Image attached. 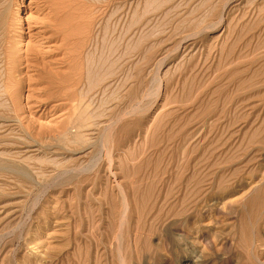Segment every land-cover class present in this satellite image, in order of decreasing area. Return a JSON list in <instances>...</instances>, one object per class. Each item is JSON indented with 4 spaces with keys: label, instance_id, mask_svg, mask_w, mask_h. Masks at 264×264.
<instances>
[{
    "label": "rangeland",
    "instance_id": "374dc122",
    "mask_svg": "<svg viewBox=\"0 0 264 264\" xmlns=\"http://www.w3.org/2000/svg\"><path fill=\"white\" fill-rule=\"evenodd\" d=\"M78 1L84 106L0 97V264H264V0Z\"/></svg>",
    "mask_w": 264,
    "mask_h": 264
},
{
    "label": "bare ground",
    "instance_id": "6f19581e",
    "mask_svg": "<svg viewBox=\"0 0 264 264\" xmlns=\"http://www.w3.org/2000/svg\"><path fill=\"white\" fill-rule=\"evenodd\" d=\"M54 1L29 0L27 5H23L21 0L19 4L27 13L22 19L18 14L17 0H0V97L4 98L2 101L6 109L8 107L16 113L24 107L26 108L24 110L28 111L34 104L29 105L35 94H43L42 96L46 95L52 99L58 95L65 101H76L77 103L71 107L74 111L83 105L78 99L80 97H76L83 77L76 74L72 67L74 65H71L76 59L70 54L73 50L72 45H68L72 33H67L68 29H65L66 17L77 15L75 7L79 4L76 5V0H69L67 6L61 8L57 1L56 4ZM78 36L80 37V34ZM77 49L79 48L77 47L75 52ZM70 75L73 76L70 78ZM56 77L57 81L54 80ZM37 104L39 107L43 106L40 102ZM68 134L66 130L61 138L68 137Z\"/></svg>",
    "mask_w": 264,
    "mask_h": 264
}]
</instances>
